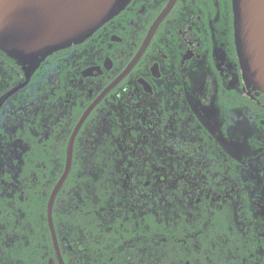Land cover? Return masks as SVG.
Listing matches in <instances>:
<instances>
[{
  "label": "flooded vegetation",
  "instance_id": "obj_1",
  "mask_svg": "<svg viewBox=\"0 0 264 264\" xmlns=\"http://www.w3.org/2000/svg\"><path fill=\"white\" fill-rule=\"evenodd\" d=\"M118 9L26 85L0 53V264H60V183L65 264L131 261L134 239L166 250L171 215L182 264H247L249 244L261 264L264 94L243 74L232 0Z\"/></svg>",
  "mask_w": 264,
  "mask_h": 264
},
{
  "label": "water",
  "instance_id": "obj_2",
  "mask_svg": "<svg viewBox=\"0 0 264 264\" xmlns=\"http://www.w3.org/2000/svg\"><path fill=\"white\" fill-rule=\"evenodd\" d=\"M232 4L243 74L264 94V0ZM118 12V0H0V53L25 68L26 85L47 57L84 43ZM61 184L49 202L48 221L58 260L65 264L52 221Z\"/></svg>",
  "mask_w": 264,
  "mask_h": 264
},
{
  "label": "trees",
  "instance_id": "obj_3",
  "mask_svg": "<svg viewBox=\"0 0 264 264\" xmlns=\"http://www.w3.org/2000/svg\"><path fill=\"white\" fill-rule=\"evenodd\" d=\"M8 65L7 69L9 70H16L18 64L14 62L11 59H7ZM6 68V66H5ZM15 75H10L6 78L7 82H11L12 80H15ZM1 83V80H0ZM7 83V85H8ZM175 215H171L169 217V227H168V242L166 246V250H163V246L160 244V238L158 237L156 240L152 238V240H149L148 242V248L145 245L146 241L144 239H134L132 241V252H131V261H125L118 259L113 262V264H182L181 263V257L180 252L178 251V246H176L175 242V236L177 234V229L175 227ZM158 230V229H157ZM39 235L42 236L43 233L39 230ZM4 236V235H3ZM2 236V237H3ZM248 251H251L248 253V263L247 264H259L254 259H251L250 256H256L258 253V248L256 246H251L250 244L247 247ZM93 258H97V252L96 249L93 247ZM166 253L167 259L163 257V255ZM210 253V248L208 246H201L199 250V254H208ZM234 253V252H233ZM78 264H91V253L88 252H82V254H79ZM195 264H214V262L208 261L206 258H198L194 261ZM93 264H102L100 261H95ZM107 264V263H105ZM111 264V263H109ZM228 264V263H224ZM230 264H241L240 262L231 261ZM261 264H264V261H262Z\"/></svg>",
  "mask_w": 264,
  "mask_h": 264
}]
</instances>
